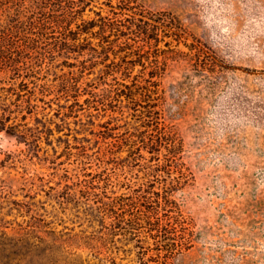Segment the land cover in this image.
Instances as JSON below:
<instances>
[{"label": "rangeland", "instance_id": "374dc122", "mask_svg": "<svg viewBox=\"0 0 264 264\" xmlns=\"http://www.w3.org/2000/svg\"><path fill=\"white\" fill-rule=\"evenodd\" d=\"M24 2L0 0V264H264V0H132L175 19L157 75L63 48ZM150 181L179 220L132 210Z\"/></svg>", "mask_w": 264, "mask_h": 264}, {"label": "trees", "instance_id": "16d2710c", "mask_svg": "<svg viewBox=\"0 0 264 264\" xmlns=\"http://www.w3.org/2000/svg\"><path fill=\"white\" fill-rule=\"evenodd\" d=\"M27 1V0H25ZM91 0H28L27 4L19 5L21 9L29 12L26 15L27 20L23 21L19 19V22H24L25 25H29L33 31L41 34L45 37H54V39L63 48L73 47H89L95 51H98L96 44L89 39L90 36L99 38L98 45L103 50H107L114 42H118L119 47L124 49L126 53H132L136 61L139 59L142 61L143 57L149 56L151 61L152 75H157L165 67L164 62L159 56L162 50L158 46L160 41V23L176 25L175 19L169 16L167 13L153 12L151 10H145L139 8V10H133L132 13H125L126 9H133L130 4L132 0H119V11L114 10V15H103L100 11L96 12L97 17L86 19L84 14V2H90ZM113 6V5H112ZM136 7V6H134ZM164 16V17H163ZM80 20V22H78ZM76 23V27H72V24ZM58 33V34H57ZM180 33V32H179ZM178 32L177 35H180ZM83 34H91L85 35ZM166 35V34H165ZM124 39V40H122ZM155 43L152 47V40ZM81 40V42H77ZM145 44L149 45L150 49H144ZM155 55V58H150V54ZM154 182H144L137 188V200L131 202L132 210L137 209L138 214L148 212V219L150 221L153 214L155 217L154 222H158V227L162 224L159 222L158 207L165 209V216L171 223L172 220H179L172 214L174 210V200L170 199L168 192L174 186V184L167 185L166 192L163 195L164 202H161L159 195L160 191L152 190ZM157 195V199H154L153 194ZM125 198L128 197H123ZM142 206L145 209H141Z\"/></svg>", "mask_w": 264, "mask_h": 264}]
</instances>
